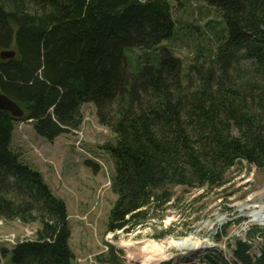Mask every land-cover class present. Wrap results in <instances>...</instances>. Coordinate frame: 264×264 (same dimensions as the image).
<instances>
[{"label": "trees", "instance_id": "obj_1", "mask_svg": "<svg viewBox=\"0 0 264 264\" xmlns=\"http://www.w3.org/2000/svg\"><path fill=\"white\" fill-rule=\"evenodd\" d=\"M205 1L227 36L211 66L193 67L192 88L181 59L160 47L177 30L169 0H0V53L16 51L0 57V94L24 111L16 118L0 109V219L40 225L35 239L3 250L12 264L76 260L65 201L12 148L19 123L54 142L80 127L85 104L96 105L115 135L103 146L115 164L113 233L171 202L173 187L219 188L239 162L264 170V0ZM130 49L144 58L139 72L128 66ZM248 237L235 240L232 261L219 253L208 264H264V228ZM110 253L108 262L122 264Z\"/></svg>", "mask_w": 264, "mask_h": 264}, {"label": "rangeland", "instance_id": "obj_2", "mask_svg": "<svg viewBox=\"0 0 264 264\" xmlns=\"http://www.w3.org/2000/svg\"><path fill=\"white\" fill-rule=\"evenodd\" d=\"M169 1L177 30L175 36L160 47L173 50L181 59L185 81L195 88L197 70L193 67L206 69L212 65L218 45L227 36V25L219 10L205 0ZM140 52L138 49L126 52L128 66L133 72H139L143 66ZM157 54L152 51L150 56L156 65L153 59ZM82 115L80 127L54 142L37 135L30 122L16 126L12 142L21 160L41 172L53 192L65 201L72 229L71 248L76 256L74 264H112L107 261L111 250L122 264H140L131 261L126 250L119 247L122 240L131 241L136 253L140 248L146 255L151 251L143 248L156 243L162 246V258L180 263L179 258L188 255L189 250H181L171 242L188 237L207 241L211 247L198 261L187 263L208 264V258L219 253L232 261L235 240H248L253 226L264 228V224L253 222L251 218L254 210H259L260 203L264 202V170L248 162H239L228 171L223 186L212 190L173 187V200L136 228L129 232L109 231L111 210L118 196L113 193L111 184L115 164L103 146L113 143L115 135L100 123L94 103L85 104ZM80 135L84 139L82 150L87 154L75 146ZM39 228L37 223L24 225L17 220L0 219V238L13 239L15 235V243H21L27 236L36 237ZM261 243L260 238L254 239L256 253ZM7 244L0 243V249L3 245L2 251L9 250L11 244Z\"/></svg>", "mask_w": 264, "mask_h": 264}, {"label": "bare ground", "instance_id": "obj_3", "mask_svg": "<svg viewBox=\"0 0 264 264\" xmlns=\"http://www.w3.org/2000/svg\"><path fill=\"white\" fill-rule=\"evenodd\" d=\"M258 209L259 210H254V213L251 215L252 221L264 224V202L260 203ZM118 245L119 247L124 248L126 250V252L129 254L128 256L131 261H139L140 264H190L187 262L198 261L202 254L211 247L207 241H200L196 237H188L180 239L179 241H172V246H175L181 250H189V254L181 256L179 258L181 262L178 263L171 258H162L164 254L162 246L160 247L156 243H151L149 245H146L145 248H143V250L145 251L148 249L151 251V253H148L147 255L143 253L140 248H138L139 252L136 253V249H134L136 248V246L133 247L131 241L122 240L118 243Z\"/></svg>", "mask_w": 264, "mask_h": 264}, {"label": "water", "instance_id": "obj_4", "mask_svg": "<svg viewBox=\"0 0 264 264\" xmlns=\"http://www.w3.org/2000/svg\"><path fill=\"white\" fill-rule=\"evenodd\" d=\"M0 57L4 60L13 59L16 57V51L4 50L0 53ZM0 109L11 113L16 118H21L24 115L23 109L4 94H0Z\"/></svg>", "mask_w": 264, "mask_h": 264}, {"label": "built area", "instance_id": "obj_5", "mask_svg": "<svg viewBox=\"0 0 264 264\" xmlns=\"http://www.w3.org/2000/svg\"><path fill=\"white\" fill-rule=\"evenodd\" d=\"M77 139H78V142L75 144L77 150H79L81 152H84L82 150V147H81L82 146V141L84 140L83 137H82V135H80ZM36 232H37V230H36ZM4 238L5 239H3L2 237L0 238V243L7 244V242H9L11 244V247L10 248L16 246L20 242V241H18L17 243H15V241H14L15 240V235H14L13 239H9V238H6V237H4ZM25 238L26 239L21 240V242L26 241V240H32L28 236L25 237ZM9 245L7 244V246H9Z\"/></svg>", "mask_w": 264, "mask_h": 264}]
</instances>
